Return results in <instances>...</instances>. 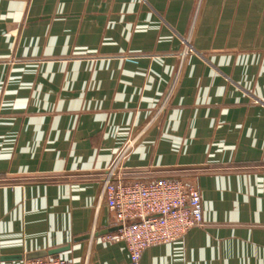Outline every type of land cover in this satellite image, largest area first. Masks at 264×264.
Segmentation results:
<instances>
[{
	"label": "crops",
	"instance_id": "0c3cea01",
	"mask_svg": "<svg viewBox=\"0 0 264 264\" xmlns=\"http://www.w3.org/2000/svg\"><path fill=\"white\" fill-rule=\"evenodd\" d=\"M128 143L205 223L141 264H264V0H0V264H128L101 199Z\"/></svg>",
	"mask_w": 264,
	"mask_h": 264
},
{
	"label": "built area",
	"instance_id": "2783aa9c",
	"mask_svg": "<svg viewBox=\"0 0 264 264\" xmlns=\"http://www.w3.org/2000/svg\"><path fill=\"white\" fill-rule=\"evenodd\" d=\"M190 52L192 48L186 40L182 56ZM166 101L160 105L157 113L164 110ZM131 148L132 145L128 143L105 170L101 179V199H104L102 206L114 215L118 225V231L108 236V240L125 244L128 264H141L142 255L147 249L177 241L190 230L204 227L205 223L201 195L187 180L181 177L126 179L129 173L124 163ZM23 264L72 262L47 257L24 260Z\"/></svg>",
	"mask_w": 264,
	"mask_h": 264
},
{
	"label": "water",
	"instance_id": "95a60500",
	"mask_svg": "<svg viewBox=\"0 0 264 264\" xmlns=\"http://www.w3.org/2000/svg\"><path fill=\"white\" fill-rule=\"evenodd\" d=\"M61 251H63V248L59 249H54V250H49V251H37V252H31L29 254H26L24 259L26 261L29 260H36V259H42V258H47V257H56ZM21 256H5V257H0V261H5V260H21Z\"/></svg>",
	"mask_w": 264,
	"mask_h": 264
}]
</instances>
